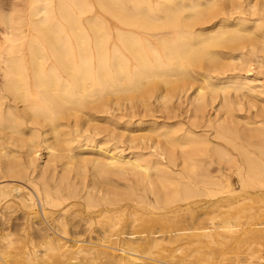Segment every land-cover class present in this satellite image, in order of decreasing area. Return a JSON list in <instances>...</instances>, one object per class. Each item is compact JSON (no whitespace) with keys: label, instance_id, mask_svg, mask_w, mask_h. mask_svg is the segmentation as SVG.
<instances>
[{"label":"bare ground","instance_id":"6f19581e","mask_svg":"<svg viewBox=\"0 0 264 264\" xmlns=\"http://www.w3.org/2000/svg\"><path fill=\"white\" fill-rule=\"evenodd\" d=\"M26 11V15H17L13 12L4 17L0 12V25H3L5 30L0 37V219L2 223L0 225H2V234L4 230H9L3 235L7 243L5 242L6 245L0 248V253H5V249L11 247L12 243L18 242H14L16 238H13L15 236L11 232L14 225L12 216L9 217L6 213L12 210V203H18L20 209L31 210L39 206L43 214H46L47 207L61 208L63 212L57 218L63 221L66 210L77 202L82 205L80 201L84 200L89 206L92 205L97 209L94 212L98 219L96 221L104 223L107 219L113 217L116 219L119 214L127 210V207H135L143 202L140 194L135 192L128 195L124 191L126 187L124 190L120 189L121 185L116 183L118 181L113 182L115 175L119 178L118 175L123 176L128 173L137 178L139 187L147 186L157 208H164V205H172L176 202H184L185 205L191 197H199L197 195L204 193L215 195L214 191L235 194L238 189L234 187L231 176L228 175L230 172L237 176L241 191L264 187V106L260 108L262 119L259 121V126L244 127L245 129L241 127L240 129L243 130H240L238 126L240 119L235 118L226 95L230 90H234L237 93L235 96H238L239 91L264 96V91L257 88L253 83L254 80L243 79L237 75H232L231 81L227 84L221 83V86L209 82L210 73H216L217 70L220 71L219 69L228 70L232 67L231 70L236 71L240 67L250 71L253 63L264 66V0H255L248 5H244L241 0H27ZM247 13L256 17L252 26L245 17ZM28 33L32 35L28 37ZM196 75L202 76V85H199L196 94L198 96L189 102L192 111L187 118L198 128L212 126L215 133L213 138L221 139L227 146L216 145V140L205 133L207 131L197 134L183 127L171 128L157 135L158 138L161 136L160 138L163 139L158 140L153 144L154 146L139 147V144L137 148L139 152H136L132 158L126 159L124 152L117 151V147L115 148L117 150L108 152L107 158L103 156L101 158L103 160L96 158V171L90 184L79 183L71 174L74 165L81 161L76 150H87L95 141V136L99 134L91 132L82 125V115H88L87 121L85 118L83 124L91 123L94 119L91 117L92 111L107 114L115 105H120L126 99L131 100L130 102L132 99H139L147 107L150 105L148 101L154 98L169 103L177 92L181 93L180 89L189 88L197 80ZM206 89H210L213 99L220 92L223 93L219 104L224 113H220L221 116L218 118H207L208 116L205 115L209 106ZM248 93L245 96H249ZM160 101L164 105V101ZM251 105L253 108L254 102ZM259 107L258 105L257 108ZM143 109L146 108L143 107L141 110L146 116ZM248 112L250 113L251 110ZM98 122L96 125L99 127ZM250 123L257 124L256 121H247L246 125ZM27 125L31 126L30 143L23 138ZM180 131L182 132L178 134ZM114 133L116 135L117 132ZM81 138L85 143L79 141ZM111 138L107 137L104 140L108 143ZM118 140L121 139H116ZM15 141L16 145L26 147L23 152L11 148ZM21 147L20 150H23L24 148ZM40 149L47 152L43 164L38 162ZM208 149L212 150L217 158L214 172L209 167L216 161L212 159ZM236 153L241 156L244 166ZM207 156L209 160L206 159ZM89 163H87L88 168L91 164ZM87 166L85 171L88 169ZM77 167L79 166L75 169L80 170ZM225 171L230 172L225 173ZM128 177L121 178L126 181ZM97 182L101 186H98ZM110 184L112 189H109ZM150 202L147 204L150 205ZM68 205L69 207L66 208ZM181 207L180 205L175 208ZM240 217L241 215L238 218ZM23 218L21 217V221ZM178 218L177 220L180 219ZM122 219L124 220L123 217ZM191 219L193 220L194 217ZM232 219L229 216L221 226L233 232L236 224ZM177 220L175 224L178 223ZM183 220H186L185 217ZM189 222L187 223L190 224L189 226L177 224L175 227H161L158 231L149 228L144 234L147 233V236L151 235L155 238L156 233L163 231L175 235L174 240H176L181 236L176 237L181 231L199 229L194 227L196 224L194 221ZM33 224L36 226L34 221ZM62 225L61 227L64 228ZM116 225L111 224L109 227L113 231ZM106 230L100 231L103 233L101 234L106 235ZM194 230L191 231L193 238L195 235L198 236L197 238L201 235V239L204 237L209 238L211 242L215 241L212 229L210 231L205 229L201 233ZM50 234L43 231L36 237V234L33 235L23 229L18 240L20 243L24 239L28 245L22 248L19 246L16 252L26 255L30 262L44 260V257L50 261L52 258L66 255L60 243L63 241L62 235L51 237ZM130 234L133 235L134 232ZM215 234L221 236L219 231ZM39 237L40 240H50L45 245L46 249L42 250V255L37 254V245H35V238ZM128 242L126 252H136L132 240ZM246 243L247 241L242 244ZM262 247V241L257 240L255 249L259 250ZM49 251L58 253L48 256ZM127 253L120 258L121 264L135 258L134 255L131 257ZM31 254L34 258L30 256Z\"/></svg>","mask_w":264,"mask_h":264},{"label":"rangeland","instance_id":"374dc122","mask_svg":"<svg viewBox=\"0 0 264 264\" xmlns=\"http://www.w3.org/2000/svg\"><path fill=\"white\" fill-rule=\"evenodd\" d=\"M254 1L255 0H241V2H243L244 5H248L249 3H252ZM26 7H27V0H0V12H1V15L3 17L13 14V12H16L17 15H26V12H27ZM245 17H247V19L250 21L249 22L250 26L255 24V20H256L255 16L250 15V13H247ZM263 29H264V27H263ZM4 32H5L4 26L0 25V37L3 35ZM31 35H30V33H28V37H30ZM250 68H252L250 71H247L246 68L241 69L240 67L237 68L236 71L231 70L232 67H229L228 70L219 69L220 71L217 70L216 73H214V72L210 73L209 82L212 83L213 85L216 83L215 86H218V85L221 86V83H223V84L229 83L231 81L230 77L232 75H237L240 78L242 77L243 79L248 78L250 80H254L253 83L255 85H257V88L264 91V86H262V85H264V66H258V64L256 65L255 63H253ZM196 77H197V80L194 81V83H192V85L190 84L191 86L189 88L187 87L188 89L185 87L187 90L185 88H182V89H180L181 93L178 90L179 92L176 93L177 95L175 94V96L172 98V100L169 101V103L164 101L163 99H160V100L164 101V103H163L164 105L166 104L165 109H164V105H162V102L158 98H157L158 100L156 98L149 100L148 105L149 104L150 105L148 107H147V105L142 104V102L139 101V99H137V100L135 99L138 102H136L135 100L132 99V102L133 103L135 102L137 104H135V103L133 104L132 102H130L131 100L126 99L123 101L125 103L122 102L120 105H115L113 110L110 109L111 111L110 110L108 111L110 113L107 112V114L106 113H99L98 114L97 112L92 111L91 113L93 116H91V117H93L94 119H93V121H91V123L87 122L89 124H87V123L83 124L85 122L84 121L85 118L87 121L88 115H82L83 116L82 117V125H85V128L87 127L91 132H93V133L98 132L100 135L98 134L95 136V141L92 142V145L89 148H87V150H84V151L81 149L76 150V153L78 154V157L80 158L81 161L79 163H77L78 165L77 164H75V165L79 166L77 168L80 170H76L75 169L76 166L74 165V170L72 169L71 174H73L76 177V180L79 183L82 184L83 182H86V184H90L92 182L91 179L93 177V174L96 171V167H95L96 158L97 159H101L103 157L107 158L109 155L108 152L109 151L113 152V150L116 147L118 150L117 149H115V150L124 152V156L126 159L132 158L135 156L136 152H139V150L137 149L139 144H140L139 147L147 146V145L148 146L153 145V144L157 143L158 140L163 139V138H160L161 136H159V138H158L157 135H161V132H164V131L169 130L171 128L179 129V127H183L184 129H190L197 134H200L201 131L202 132L207 131L205 133H208L213 138L215 133L213 130L214 128L212 126H203V128L202 127L198 128L195 125H192V120H189V118H187L188 116H190V113L192 111V105L189 102H191L192 99L194 100V98H196L198 96L196 94L198 93L199 85L200 84L202 85V81H201L202 76L196 75ZM196 82H197V84H196ZM0 83H1V79H0ZM204 85L206 86V82H204ZM184 89H185V91H184ZM188 90H190V91H188ZM209 91H210V89L205 90V92L207 93V94L206 93L205 94L207 95L208 102H209V106L207 107V109L205 111V115H206V117L208 116L207 118H209V117L210 118H214V117L218 118L221 116L220 113H222V114L224 113V111L220 108L221 100L223 98V95H222L223 93L220 92L217 95L218 97L214 96V99H213V96H211L212 92L211 91L209 92ZM242 92L243 91L238 92L239 97L235 96L237 93L234 90H232V91L230 90V92L226 94L227 95V101H229V104L231 105V108L233 110V114H234L235 118L238 120L240 119L239 120L240 125H238L239 129L241 127H243V129H245L244 127L250 128V127H254V126H259V124H260L259 121H261V119H262V116H261L262 111L260 110V108L262 106H264V96H263V94H262V96H263L262 97L256 93L250 94L248 92H246V93L245 92L242 93ZM247 93L249 96H247V95L245 96V94H247ZM242 94H244V96ZM209 98H211L212 100L210 101ZM234 98H236V99H234ZM245 99H247V100H245ZM249 99H250V101H248ZM237 100L238 101L242 100V101L237 103L238 102ZM256 100H258V101H256ZM159 101H160V103H159ZM251 101L254 102V105L256 107H254V105H253V108H252V105H251L252 102ZM247 103H249V104H247ZM132 105H134V106H132ZM135 105L136 106L139 105L140 107L137 106L136 108H133V107H135ZM258 105L260 106L259 108H257ZM143 107L146 108V109H143V110H145L146 116L144 115V112L141 111ZM256 108L259 110V112H258L259 115L257 113ZM245 109H247V110H245ZM250 110L252 113L253 112L254 113L253 114L251 112L249 113L248 111H250ZM218 111H221V112H218ZM130 114L132 115V117ZM250 114H252L253 118ZM142 115H144L145 117ZM249 116H251L250 117L251 119L249 118ZM119 117L121 118V120ZM246 117H248V118H246ZM98 120H99V122H98ZM96 121L101 124V125L98 124L99 127L96 125L97 124ZM247 121H250V122L256 121L257 124L255 125L253 123H250L249 125H246ZM94 122H96V124H94ZM109 123H111V124H109ZM104 124H106L107 127ZM108 125H110V126H108ZM91 126H93V127H91ZM100 126H102V127H100ZM161 127H163V128H161ZM103 128H105V130H102ZM25 129H26L24 132L25 135L23 136V138H25L24 139L25 141L27 139L28 143H30V140L32 139L31 126L27 125V127ZM95 129H98L99 131H96ZM196 129H198V130H196ZM243 129H240V130H243ZM100 130H101V132H100ZM114 132H117L116 135H114L115 134ZM181 132L182 131L178 132V134ZM105 134L106 135L108 134V135L105 136ZM117 134L118 135L120 134V135L118 136ZM111 136H112V138H111ZM102 137H104V138H102ZM107 137L111 138V140H110L111 143H110V141L108 143L105 142V140H106L105 138H107ZM81 139L79 141H81L82 144L85 143V141L83 139H82L83 140L82 141ZM116 139H121V140L116 141ZM213 139H214V141L216 140L215 144L218 146L224 147L226 145V143L224 141H222L221 139L218 140V138H215V137ZM101 143H103V145ZM104 144H105V146H104ZM20 147H21V145H16V141H15L14 146H12L11 148H13L14 150L22 151V152L26 148L23 146V147H21V149H23V148L24 149L20 150ZM105 147H107V149ZM211 147H214V146H211ZM41 150L42 149L39 150L40 152L38 151V157H39L38 162H39V164L40 163L43 164V162H45L46 157H47V152L44 150L43 151H41ZM81 153H83V154H81ZM208 153H210L212 159L214 158V160L216 161V163L210 165V167H209V169L211 168L210 170L214 172L216 167H217V160H216L217 158L213 154L212 150H209ZM80 155L82 157H80ZM126 155H128V156H126ZM236 155H237V153H236ZM239 158H240L239 159L240 163L244 166V162L241 159V156ZM84 159H85V161H84ZM206 159L209 160L210 158L207 156ZM101 160H103V159H101ZM82 161H84V162H82ZM87 163H89L91 165V166L89 165V168L87 166ZM86 166L89 169V171H88V169L86 168L87 171L89 172L88 174H87V171H85ZM91 167H92V169H91ZM82 169H84V170H82ZM79 172L80 173L82 172V174H80ZM227 172H230V171H225V173H227ZM83 173L84 174L86 173L85 174L86 177L84 176ZM87 175H88V177H87ZM128 175H129V177H128ZM228 175L231 176L234 187L236 189H238L237 190L238 192H236L235 194H228V192L222 193V192L214 191L215 195H209V194L204 193V195H202V194L197 195L199 197H196V196H194L193 198L191 197L190 199H188L185 202L186 206L183 204L184 202H176L172 205H168V204H167L168 206L164 205V208H159V207L157 208L155 206V204H154L155 199H154L153 195L148 192L147 186H143V185L140 187L138 186V183H137L138 179L137 178L131 176V174H128V173L126 175H123V176L118 175L119 178L115 177L116 176L115 175V176H113V182L118 181L116 183H118L122 186L121 187L119 185L120 189L123 188V190H124L126 187V189L124 191H126L128 193V195L133 194L135 192L137 194H140L139 196L143 197V202H141L140 204H138L135 207H130V206L127 207V210H124V212L119 214L118 217H116V219H115V217H113L109 220L107 219V221L105 220L104 223H103V221L102 222L96 221L98 219H97V215H95L96 213H94V212L97 209L93 208L92 205L89 206L87 204V202L84 200L80 201V204L82 203V205H79L77 202V204L74 206L72 205L69 207V205H68L66 207V208L69 207L68 208L69 210H66L67 213L63 218L64 222L61 220V218H59V219L57 218V217H60V213L63 212L61 210V208L47 207L48 209L46 208L47 209L46 214H43L42 208L39 206L38 207L36 206L34 209H31V210L30 209H20L21 206L18 203H12L11 204L12 210H10L11 212L6 211V213L8 216L9 215L12 216V223L14 225L11 228V232L15 236L13 238H16L15 240L13 238L12 239L14 240V242H16V241H18V242H16V244L12 243L11 247L7 248V249L11 248V250L9 249L11 253L9 252V250L7 251V249H5L6 250L5 253L9 252L8 254L0 253V264H1V262H2V264H7V263L8 264H35V263L36 264H43V263H45V264H48V263L63 264L64 262H65L64 264H91L92 262H93V264L94 263L95 264H110V263L111 264H121L122 262L120 261V258L122 256H124L125 253H127L126 252L127 251L126 248L128 245L127 243H129L128 241L130 239L132 240L133 246L136 247L135 249H137V250H136V252L134 251V252L127 253L131 257L134 255L135 258H131L130 261H126L124 264H264V187L263 188H255V189L250 188V189L241 191L239 181L237 180L238 179L237 176L234 173L232 174L231 172L228 173ZM121 177H124V178L128 177L129 180H128V178H127V180L125 179L127 181V183H126V181L122 180L124 178H121ZM85 178H88V179H85ZM119 179H121V180H119ZM133 179L136 182L135 184H134ZM131 181H133V182L131 183ZM96 184L98 186H101V185H99V182H97ZM136 184L138 187L136 186ZM111 187H112V184H110L109 189H112ZM136 187H137V189H136ZM147 192H148V194H147ZM141 194H142V196H141ZM194 199H195V201H194ZM188 201H190L189 203L192 205H190L188 203ZM149 202L151 203L150 205L147 204ZM177 203L178 204L180 203V204L178 205ZM163 204H165V202ZM180 205L182 206L181 207L182 209L181 208L180 209L175 208V207H178ZM86 206H88L89 208ZM166 207H168V208H166ZM28 210H29V213L31 215L28 213ZM69 211H70V213H69ZM125 211H127V212L125 213ZM172 211H174V212H172ZM192 212H193V214H190ZM21 213L24 214L25 216L21 215ZM122 214H124V216ZM17 215L18 216L20 215L22 218L24 216L22 221H21L20 216L18 218L16 217ZM175 215H177L180 219L178 217H176ZM239 215H241L240 218H238ZM174 216H175V218H174ZM191 216L194 217L193 220L191 219L192 218ZM229 216H230V218H233L232 219V220H234L233 223L236 224V227L234 228L233 232L229 231V229H227L226 227L221 226V224L224 223L225 220H227L229 218ZM122 217L124 218V220L122 219ZM134 217H136V218H134ZM184 217L186 220H183ZM226 217H227V219H226ZM42 218H44V220ZM92 218H94V219H92ZM177 218L180 221L177 220ZM121 219L124 221V223H123V221H121ZM195 219L196 220L198 219V220L196 221ZM57 220H58V222H57L58 224L56 223ZM59 220H61V222ZM94 220H95V222H94ZM110 220H111V222H110ZM116 220H117V222H115ZM170 220H172V221H170ZM175 220H177L176 222H178L177 223L178 225L181 224V225H186V226L190 225V224H187V223H190L189 221H194V223H196V224H194V227H196V229L197 228H199V229L197 231L194 230L195 228L192 230L190 229L192 232L194 230L195 232L199 231L198 233H201L205 229H206L205 231H210L212 229L211 231L214 232L213 234L215 236V241H214L215 243L211 242V240L209 241L208 240L209 238L203 237V239H201L202 238L201 235H200L201 238L199 237L200 239L197 238L198 236L196 237V235H195V238H193L194 236L191 235V231H189V229L186 230L187 232L181 231V233L179 235H176V237L181 235L180 236L181 238L178 237V238H176V240H174L175 235L169 234V233H164L163 231H159L158 233H156L155 238L151 235L147 236V233L144 234L145 231H147L149 228H154L158 231L161 227L162 228L168 227V226L169 227H175V226H177V224H175ZM33 221H34V223H36V226L38 225L39 228L36 227L35 224H33ZM183 221H185V222H183ZM77 222H78V224H76ZM85 222H87V223H85ZM89 222H91V224ZM121 222L123 223V225ZM60 223L64 225V228L61 227ZM115 223H117L119 226L116 225ZM119 223H121V226ZM0 224H2L1 219H0ZM106 224H107V226H106ZM111 224L116 225V227H117V228L114 227V230H113L114 232L112 231V228L110 229V227H109V225H111ZM52 225H53V228H52ZM89 225H91V227ZM57 226H58V229H57ZM92 226H93V228H92ZM122 226H123V228H122ZM1 227H2V225H0V235H2L1 236L2 239L0 237V248H2L4 245H6V244H4L6 242V240L3 239L4 238L3 235L9 231V230H4V233L2 234L3 230L1 229ZM50 227H51V229H50ZM37 228H38V230H37ZM46 228H48V230H50V232ZM73 228H75V229H73ZM214 228H217V229H214ZM23 229H26L27 231H29L33 235L36 234V237H37V234H42L43 231H45V233H49V234L51 233L52 234V235L50 234L51 237L52 236L61 237V235H62L61 238L63 241L60 243L63 245V249H64L66 255L61 256V257L52 258L50 261L48 258L44 257L45 258L44 260L38 259V260H35L34 262L33 261L30 262L29 258H27L26 255L23 256V253L22 254L20 253L22 256L21 257L20 254H18V252H16L18 250V247L21 246V248H22L25 245H28V244H26V241H24V239H22L20 241V243L18 240L19 239L18 236L21 234V232H23ZM79 229H80V231H79ZM51 230H53V231H51ZM92 230L94 231V233L92 232ZM104 230L107 231V233H108V234L106 233L107 236L105 235V233H104V235H102L103 234L102 232ZM54 231H55V233H54ZM72 231H74L73 234H72ZM82 231L85 233L87 232V234L83 233ZM100 231H102V232H100ZM217 231H219L221 233V236L218 237L215 234ZM64 232L65 233L67 232V233L65 234ZM130 232H134V234L131 235ZM111 234H112V236H111ZM72 235H73V237H72ZM77 235L78 236L82 235V236L79 237L80 238L79 239ZM245 235H248V236H245ZM67 237H69V238H67ZM133 239L135 240L134 243H133V241H134ZM155 239L157 242H155ZM259 239L262 241L263 247L258 250V249H255V243ZM72 240H73V242H72ZM48 241H50V240H40V237L35 238V245H37V250H38L37 254H39V255L43 254L42 250L46 249L45 245L48 244ZM246 241H247L246 244H242V243H245ZM39 243L40 244L42 243V244L40 245ZM43 243H44V245H43ZM241 244H242V246H241ZM93 246L95 247V249ZM245 246H249V247H245ZM250 246H251V249H250ZM123 248L125 250H123ZM253 250H255V251H253ZM84 252H86V253H84ZM54 253L55 252L51 253V251H49L48 256H52ZM56 253H58V252H56ZM67 254L69 257L67 256ZM78 255H79V257H78ZM30 256L32 258H34L33 254H31ZM220 257H222L223 259ZM15 258H17V260ZM61 259H63V260H61ZM69 259L72 261H70ZM88 259H90V260H88ZM66 260L68 263L66 262ZM20 261H21V263H20ZM118 261H119V263H118ZM41 262H43V263H41Z\"/></svg>","mask_w":264,"mask_h":264}]
</instances>
